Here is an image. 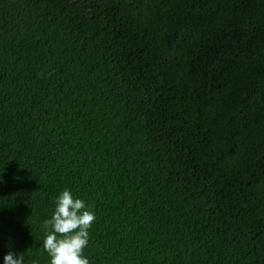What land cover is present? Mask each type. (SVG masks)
<instances>
[{
    "label": "trees",
    "instance_id": "obj_1",
    "mask_svg": "<svg viewBox=\"0 0 264 264\" xmlns=\"http://www.w3.org/2000/svg\"><path fill=\"white\" fill-rule=\"evenodd\" d=\"M64 189L89 264H264V0H0V264Z\"/></svg>",
    "mask_w": 264,
    "mask_h": 264
},
{
    "label": "clouds",
    "instance_id": "obj_2",
    "mask_svg": "<svg viewBox=\"0 0 264 264\" xmlns=\"http://www.w3.org/2000/svg\"><path fill=\"white\" fill-rule=\"evenodd\" d=\"M94 214L85 202L73 197L68 189L62 190L54 199V210L43 222V249L49 264H89L82 250L88 243V229ZM2 264H23L19 254L8 252Z\"/></svg>",
    "mask_w": 264,
    "mask_h": 264
}]
</instances>
